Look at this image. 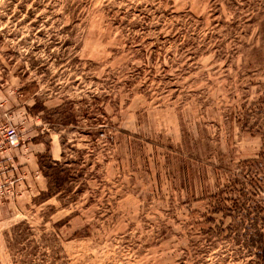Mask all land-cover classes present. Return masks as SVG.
Wrapping results in <instances>:
<instances>
[{
	"label": "rangeland",
	"instance_id": "374dc122",
	"mask_svg": "<svg viewBox=\"0 0 264 264\" xmlns=\"http://www.w3.org/2000/svg\"><path fill=\"white\" fill-rule=\"evenodd\" d=\"M0 264H264V0H0Z\"/></svg>",
	"mask_w": 264,
	"mask_h": 264
},
{
	"label": "built area",
	"instance_id": "2783aa9c",
	"mask_svg": "<svg viewBox=\"0 0 264 264\" xmlns=\"http://www.w3.org/2000/svg\"><path fill=\"white\" fill-rule=\"evenodd\" d=\"M4 133V145L8 148V149H13V148H18L20 146V139L19 136L16 132V130L9 128V130L7 131H3ZM14 159V157L12 158V160ZM21 171L23 169H20ZM16 171V175H18L21 178V174L22 172H18ZM24 171V170H23Z\"/></svg>",
	"mask_w": 264,
	"mask_h": 264
},
{
	"label": "trees",
	"instance_id": "16d2710c",
	"mask_svg": "<svg viewBox=\"0 0 264 264\" xmlns=\"http://www.w3.org/2000/svg\"><path fill=\"white\" fill-rule=\"evenodd\" d=\"M234 201V200H233ZM228 211H230V212H232V210H230V209H228ZM254 222V224L253 225H251V228L252 229H257L258 228V222H256V221H253ZM256 222V223H255ZM231 228H233V227H230V229ZM246 237H249L250 238V240H249V242H250V247L251 248H254V247H256V245H257V240H256V238H255V234H250V229L248 230V231H246L245 232V234H244Z\"/></svg>",
	"mask_w": 264,
	"mask_h": 264
}]
</instances>
